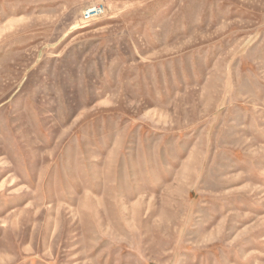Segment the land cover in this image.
Returning <instances> with one entry per match:
<instances>
[{
    "label": "rangeland",
    "instance_id": "rangeland-1",
    "mask_svg": "<svg viewBox=\"0 0 264 264\" xmlns=\"http://www.w3.org/2000/svg\"><path fill=\"white\" fill-rule=\"evenodd\" d=\"M0 264H264V0H0Z\"/></svg>",
    "mask_w": 264,
    "mask_h": 264
},
{
    "label": "built area",
    "instance_id": "built-area-1",
    "mask_svg": "<svg viewBox=\"0 0 264 264\" xmlns=\"http://www.w3.org/2000/svg\"><path fill=\"white\" fill-rule=\"evenodd\" d=\"M105 12V8L102 4L92 5L83 13L84 21H93L100 18Z\"/></svg>",
    "mask_w": 264,
    "mask_h": 264
}]
</instances>
